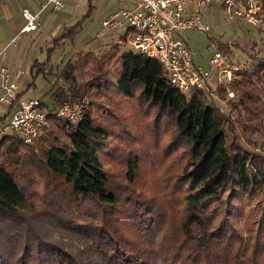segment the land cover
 Here are the masks:
<instances>
[{"label": "trees", "instance_id": "trees-1", "mask_svg": "<svg viewBox=\"0 0 264 264\" xmlns=\"http://www.w3.org/2000/svg\"><path fill=\"white\" fill-rule=\"evenodd\" d=\"M125 42L78 52L66 85L53 83L52 107L93 95L80 121L49 111L45 145L0 140V264H264V59L248 54L236 72L245 91L214 85L223 108L172 87ZM214 47L229 60L228 44ZM49 221L83 247L44 235Z\"/></svg>", "mask_w": 264, "mask_h": 264}, {"label": "built area", "instance_id": "built-area-1", "mask_svg": "<svg viewBox=\"0 0 264 264\" xmlns=\"http://www.w3.org/2000/svg\"><path fill=\"white\" fill-rule=\"evenodd\" d=\"M66 1L45 0L36 13L23 9L21 32L37 31L41 12L62 10ZM244 1L246 9L239 6L237 0H127L128 7L114 11L99 23L94 37L101 38L107 31L126 27L130 31L127 39L133 52L159 63L162 75L172 87L183 93L201 89L213 97L216 94L211 84L226 86L238 78L236 72L243 67L230 65L225 53L213 50L207 59V67L202 68L194 62L192 51L181 33H207L209 27L203 22L202 13L210 8L219 9L229 18L236 17L256 25L254 7L250 0ZM0 88V107L17 104L6 123L0 127V140L10 133H16L25 144H34L44 132L49 111L67 122L76 123L82 119L87 107L84 98L80 102L64 101L52 108L45 106L38 98L19 99L18 85L11 79L9 69L1 63ZM226 94L232 97V92L227 91Z\"/></svg>", "mask_w": 264, "mask_h": 264}, {"label": "rangeland", "instance_id": "rangeland-1", "mask_svg": "<svg viewBox=\"0 0 264 264\" xmlns=\"http://www.w3.org/2000/svg\"><path fill=\"white\" fill-rule=\"evenodd\" d=\"M40 1L41 0H38L39 5ZM126 1L127 0H69L65 3V7L62 10H45L40 16V27L37 31L18 34L9 32L11 31L9 30L8 33H6L4 41L0 42V51L11 42L12 39L15 40V45L7 47L6 52L1 54L0 63L10 69L11 79L17 82L19 90H25L26 86L30 82L32 83L29 89L25 90L24 93L26 97H28L27 99L38 98L45 106L51 108L53 106L51 100L53 83L66 85L69 69L75 60L78 53L77 51L91 47L92 52L100 54L107 50L112 43L118 42L119 38L125 33L126 27L115 32H105L106 35L101 38L94 37L99 23L110 16L111 10L116 11V9L126 8L128 6ZM237 1L239 6L245 9L247 8L244 0ZM250 1L254 7L253 11L255 19L257 20L256 25H250L236 17L229 18L219 9L210 8L202 13L203 22L209 27L207 33L195 31L181 33V37L192 51L194 62L197 65L202 68L207 67V59L210 53L215 50L214 42L228 44L230 46L231 52L228 55V62L234 67H248L250 64L248 54L251 53H256L257 56L264 59V23L258 20L264 12V0ZM34 3L35 2H33V4ZM36 8H38V5ZM88 12L87 19L81 23V29L73 40L61 43L50 55H47L46 51L48 46L51 47L52 39L57 38L65 28L71 27L79 21H82ZM15 19L12 23L15 22ZM234 44H236L237 47H235ZM121 51L133 52L128 43V39L125 44L121 46ZM10 59H12V61H10ZM35 62L38 63L36 69H44L45 74H43L42 71L37 74L35 71L29 74V70ZM231 83L235 86L234 89L231 87L233 96L241 91H245L249 86L240 76ZM214 85L215 84H211V87L213 88ZM92 97L93 95L90 96L88 94L83 97L86 100L85 103L87 108V102L90 101ZM212 98L217 107H225V99H219L217 94ZM78 102H80V100ZM123 106L125 113L127 115L130 114L131 106L128 105V103H124ZM46 139L47 137L44 132L35 143L30 146L38 148L39 146L45 145L47 142ZM255 140L259 142L257 138ZM243 144L247 145L246 143ZM259 148H261L260 145L256 147V149ZM42 231L44 235L61 242L65 246L73 247L72 249H80L83 247V241H80L83 238L56 222H45V225H42L41 232Z\"/></svg>", "mask_w": 264, "mask_h": 264}, {"label": "crops", "instance_id": "crops-1", "mask_svg": "<svg viewBox=\"0 0 264 264\" xmlns=\"http://www.w3.org/2000/svg\"><path fill=\"white\" fill-rule=\"evenodd\" d=\"M31 2H32V4H31ZM33 2H35V3L33 4ZM44 2H45V0H41L40 1V5H39L38 0H0V42L4 41V37H5L6 33H8L9 30H11L9 32H14V33H18V34H23V33L26 34L25 32H21V29H22V27L24 25L23 20L21 18V12H22V10L23 9H27V10L33 12V13H36V12L40 11L41 6H42V4ZM31 5H33V6H31ZM37 5H38V8H36ZM128 6H129V4H128ZM48 10H46V11H48ZM114 11L115 10H111V12H110L109 15H111ZM43 12H41V14ZM41 14H40V16H41ZM14 19H15V22L12 23V21ZM119 30H121V29L113 30V31H107V32L110 33V32H115V31H119ZM129 33H130V31H128L127 29H125V33L122 36H126V40H127V38L129 37ZM105 35H106V33L104 34V36ZM13 40L14 39H12V41ZM11 42H9L0 51V56H1L2 53H5L6 52L7 47L14 46L15 45V40H14V43H11ZM51 47H52V45H51ZM51 47L48 46L47 50L50 49ZM86 50H90L91 51V47H89L88 49L86 48V49L80 50V51H86ZM80 51H77V52H80ZM77 52H75V53H77ZM46 53H47V51H46ZM10 61H12V59H10ZM31 68L29 70V74H31ZM9 71H10V69H9ZM12 80L15 83H17L14 79H12ZM30 86H31V82L26 86V89L25 90H28ZM25 90H19V94H18V98L19 99H27L28 98V97H26V94H24L25 93ZM0 92H1V88H0ZM16 105H17L16 103H13V104H9V105H3V106L0 107V127L4 123H6V121L11 116V114L14 111V109L16 108Z\"/></svg>", "mask_w": 264, "mask_h": 264}]
</instances>
